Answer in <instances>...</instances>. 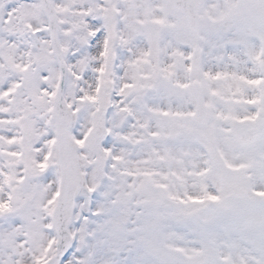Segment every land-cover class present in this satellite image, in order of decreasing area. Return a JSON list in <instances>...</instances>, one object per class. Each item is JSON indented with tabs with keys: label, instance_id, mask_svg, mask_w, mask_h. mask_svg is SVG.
<instances>
[{
	"label": "snow or ice",
	"instance_id": "obj_1",
	"mask_svg": "<svg viewBox=\"0 0 264 264\" xmlns=\"http://www.w3.org/2000/svg\"><path fill=\"white\" fill-rule=\"evenodd\" d=\"M0 264H264V0H0Z\"/></svg>",
	"mask_w": 264,
	"mask_h": 264
}]
</instances>
